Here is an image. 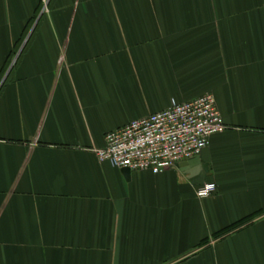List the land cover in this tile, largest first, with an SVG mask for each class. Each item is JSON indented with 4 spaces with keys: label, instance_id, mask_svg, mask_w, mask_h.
I'll return each mask as SVG.
<instances>
[{
    "label": "crops",
    "instance_id": "1",
    "mask_svg": "<svg viewBox=\"0 0 264 264\" xmlns=\"http://www.w3.org/2000/svg\"><path fill=\"white\" fill-rule=\"evenodd\" d=\"M47 4L0 0V264H264V0ZM206 93L227 129L199 155L127 174L95 154Z\"/></svg>",
    "mask_w": 264,
    "mask_h": 264
},
{
    "label": "built area",
    "instance_id": "2",
    "mask_svg": "<svg viewBox=\"0 0 264 264\" xmlns=\"http://www.w3.org/2000/svg\"><path fill=\"white\" fill-rule=\"evenodd\" d=\"M226 129L214 95L206 93L190 101H174L168 108L107 132L105 145L94 151L101 162L115 167L162 172L199 155L212 135ZM216 191V184L209 181L196 187L199 198Z\"/></svg>",
    "mask_w": 264,
    "mask_h": 264
},
{
    "label": "trees",
    "instance_id": "3",
    "mask_svg": "<svg viewBox=\"0 0 264 264\" xmlns=\"http://www.w3.org/2000/svg\"><path fill=\"white\" fill-rule=\"evenodd\" d=\"M252 219V216L246 217L240 221H237L236 223L222 229L221 231H219L218 233L215 234V238H218L226 233H229L232 230L237 229L238 227L242 226L243 224H246L247 222H249Z\"/></svg>",
    "mask_w": 264,
    "mask_h": 264
},
{
    "label": "water",
    "instance_id": "4",
    "mask_svg": "<svg viewBox=\"0 0 264 264\" xmlns=\"http://www.w3.org/2000/svg\"><path fill=\"white\" fill-rule=\"evenodd\" d=\"M126 173L129 174L130 173V169L129 168H124ZM209 172H208V168L207 165H204V170L201 172V174H199L197 177L192 179V182L194 184L200 185L202 183H204L206 181V178L208 176Z\"/></svg>",
    "mask_w": 264,
    "mask_h": 264
},
{
    "label": "rangeland",
    "instance_id": "5",
    "mask_svg": "<svg viewBox=\"0 0 264 264\" xmlns=\"http://www.w3.org/2000/svg\"><path fill=\"white\" fill-rule=\"evenodd\" d=\"M48 0H44V9H46L47 8V6H48Z\"/></svg>",
    "mask_w": 264,
    "mask_h": 264
}]
</instances>
